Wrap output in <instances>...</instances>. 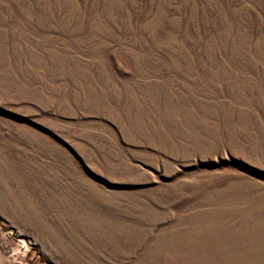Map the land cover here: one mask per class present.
<instances>
[{
  "label": "rangeland",
  "instance_id": "1",
  "mask_svg": "<svg viewBox=\"0 0 264 264\" xmlns=\"http://www.w3.org/2000/svg\"><path fill=\"white\" fill-rule=\"evenodd\" d=\"M0 264H264V0H0Z\"/></svg>",
  "mask_w": 264,
  "mask_h": 264
}]
</instances>
